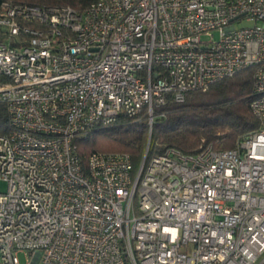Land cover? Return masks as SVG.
<instances>
[{
	"label": "built area",
	"instance_id": "obj_1",
	"mask_svg": "<svg viewBox=\"0 0 264 264\" xmlns=\"http://www.w3.org/2000/svg\"><path fill=\"white\" fill-rule=\"evenodd\" d=\"M246 69L260 126L233 149L81 163L85 132L144 115L150 136ZM0 103V264H264V0L1 2Z\"/></svg>",
	"mask_w": 264,
	"mask_h": 264
},
{
	"label": "trees",
	"instance_id": "obj_2",
	"mask_svg": "<svg viewBox=\"0 0 264 264\" xmlns=\"http://www.w3.org/2000/svg\"><path fill=\"white\" fill-rule=\"evenodd\" d=\"M40 7L67 6L81 11L97 0H0ZM252 69H246L218 81L205 91H194L184 102L171 101L155 114L149 136L148 121L144 115L139 120L120 116L105 127H95L74 140L83 166L91 152L126 153L134 169L139 168L144 156L147 164L161 155L166 148H174L184 155L199 152L200 147L211 145L216 151H227L237 141L259 128V122L250 111L254 100ZM9 131L6 106L0 103V135Z\"/></svg>",
	"mask_w": 264,
	"mask_h": 264
},
{
	"label": "rangeland",
	"instance_id": "obj_3",
	"mask_svg": "<svg viewBox=\"0 0 264 264\" xmlns=\"http://www.w3.org/2000/svg\"><path fill=\"white\" fill-rule=\"evenodd\" d=\"M257 24L261 25L260 22H258ZM253 25H254L253 22H242L239 26L251 27ZM215 38L217 39V34H215ZM5 191H6V184L0 180V193H3ZM17 257L20 264H27V256L24 253H18Z\"/></svg>",
	"mask_w": 264,
	"mask_h": 264
}]
</instances>
